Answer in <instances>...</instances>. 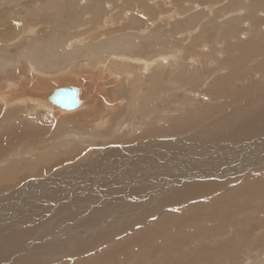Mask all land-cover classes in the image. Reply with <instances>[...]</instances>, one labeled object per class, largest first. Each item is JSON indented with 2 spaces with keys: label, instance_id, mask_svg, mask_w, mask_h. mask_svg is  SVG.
I'll list each match as a JSON object with an SVG mask.
<instances>
[{
  "label": "rangeland",
  "instance_id": "rangeland-1",
  "mask_svg": "<svg viewBox=\"0 0 264 264\" xmlns=\"http://www.w3.org/2000/svg\"><path fill=\"white\" fill-rule=\"evenodd\" d=\"M109 1L114 2L115 10L107 7ZM171 1L179 9L167 12L175 15L170 20L172 26L158 21L142 35L136 25L144 26L147 20L138 8L155 20L159 12L168 10L166 7L154 5L153 0H124L131 8L137 3V12L132 9L126 21L121 0H0V93L19 99L13 104L0 100V230L5 231H0V264H21L25 257L42 258L37 264H264V134L243 141L221 140L214 135L232 129L233 120L243 124V119L249 118L244 111H256L264 105V0H194L202 8L188 6L186 0ZM212 5L216 10L210 16ZM243 8L248 9V17L240 14ZM235 9L238 14L226 18ZM110 19L115 22L109 24ZM251 21L253 26H249ZM32 27L35 31L29 32ZM187 28L195 31H182ZM230 34L235 36L234 42ZM79 38L87 39L68 47ZM217 40L224 44L221 49L213 47ZM206 44L220 53L224 50L222 55L205 56L208 48L202 46ZM123 45L133 46L126 47L132 54L154 59L182 47L185 63L169 61L158 66L139 84L134 78H122L121 82L111 79L101 95L95 90L104 80L91 77L88 68L78 77H59L72 63L76 69L88 61L95 69V55L108 61L110 52L124 51ZM75 46L79 51H73L74 56L70 50ZM116 48L121 49L111 51ZM193 52L201 56H197L199 64L189 60ZM93 54L94 58L90 57ZM27 59L41 65L45 77L37 79L31 74ZM130 63V67L135 66ZM7 80L18 84L14 93L8 92ZM67 85L82 87L81 106L70 113L55 117L53 110L37 107L36 101L27 98ZM111 102L116 105H109ZM147 108L170 124L157 126L156 121H148L151 113ZM166 108L170 110L165 115L168 118L161 115ZM80 113L82 116L75 119L71 116ZM104 116L109 123L103 124ZM139 121L140 125L148 123L147 127ZM147 150L164 167L158 165L157 171L148 175L152 180L137 186L120 190V179L116 185L101 183L103 177L97 179L100 168L89 169L95 171V177L88 176L89 170L80 173L84 166L107 161L116 165L106 171L115 177L122 172L125 160L142 159ZM189 163L196 167L186 178H178L183 173L182 164ZM64 181H80L78 188H85L78 190L85 193L79 201L73 204L68 200L69 204L62 206L69 208L67 215L80 213L74 218H44V212L56 208L48 205L62 200L39 197L35 201L33 194L59 193L61 190L54 187L62 188L59 184ZM213 181L227 183L225 192L219 190L182 205L171 204L165 197L174 189ZM85 182L90 187L83 186ZM63 188L75 189L67 184ZM157 200L165 206L158 208ZM10 216L17 218L15 225L8 221ZM5 223L9 226H1ZM52 226L65 231L64 236ZM39 229L50 232L39 237L18 235L15 244L11 243L16 246L19 242L26 247L24 252L7 248L14 239H9L11 234ZM102 231L108 233L96 239ZM59 237L61 240L56 239ZM62 240L74 249L65 245L67 250L59 247L55 251L51 242ZM48 247L54 248L43 253ZM34 249L41 250L36 254Z\"/></svg>",
  "mask_w": 264,
  "mask_h": 264
},
{
  "label": "bare ground",
  "instance_id": "bare-ground-1",
  "mask_svg": "<svg viewBox=\"0 0 264 264\" xmlns=\"http://www.w3.org/2000/svg\"><path fill=\"white\" fill-rule=\"evenodd\" d=\"M15 1H17V0H15ZM114 1V0H113ZM185 1V0H184ZM240 0H238L237 2H239ZM245 1V0H244ZM121 2H123L125 5L124 6H122L121 7V12H123V14H124V16H125V18H126V21H129V17H130V12L132 13V11H134V10H132V9H135V12H137L136 11V7H135V4H136V6H137V3H135L134 4V7L133 8H131V6L129 5V3H126V2H124V0H121ZM136 2H138V1H136ZM141 2V1H140ZM186 2L188 3L187 5L188 6H190V5H196L198 8H202V5H200V3L199 2H195L194 0H186ZM234 2V1H233ZM246 2V1H245ZM153 3H154V5H161V6H164V7H166L168 10H163V11H166V12H159V14L157 15V19H155V20H151V18H149L150 16H148V14H147V12H146V10H141L140 8H138V13H140V14H142L143 15V17L144 18H146V20H147V22H146V25H136L137 26V28L139 29V30H137V32H139V33H141L142 35L143 34H145L147 31H148V29H149V25H150V27L152 26V25H154V23H156V22H158V21H163V22H167V26L169 27V26H172V23L170 22V20L172 21V20H174L175 19V15H174V13H172V12H170V13H167V12H169V10H172L173 9V11L174 12H177L179 9L175 6L174 7V5H173V3H172V1L171 0H153ZM120 4V3H119ZM233 4V3H232ZM228 5V4H227ZM230 5V4H229ZM226 6V5H225ZM107 7L110 9V10H115V8H114V2H111V1H109L108 3H107ZM228 7V6H227ZM117 9V8H116ZM119 9V8H118ZM143 9V8H142ZM190 9V8H189ZM189 9H187V10H189ZM260 9V8H259ZM258 9V10H259ZM193 10V9H192ZM215 10H216V5H212L211 7H209V12L208 13H210L209 15L210 16H212V15H214V13H215ZM263 10V9H262ZM119 11V10H118ZM190 11H191V9H190ZM237 12V10L235 9L234 10V12H230L229 14H227L226 15V18H228V16L229 15H233L234 13L235 14H238V13H236ZM240 12V14H243V16H244V14L246 13V15H247V13H248V9L247 8H243L241 11H239ZM242 12V13H241ZM250 12V11H249ZM211 13H212V15H211ZM251 13V12H250ZM249 13V14H250ZM182 14V13H181ZM180 14V15H181ZM141 16V15H140ZM249 15H247V17H248ZM142 17V18H143ZM232 18V17H231ZM115 19V18H114ZM236 19V21H237V17L235 18ZM202 20V19H201ZM203 21V20H202ZM107 22L110 24L111 22L113 23V22H115L114 20L112 21L111 19L110 20H107ZM225 22V21H224ZM149 23V24H148ZM226 23V22H225ZM252 24V21H251V23L249 24V26ZM116 25V24H115ZM198 25V24H197ZM242 25V24H241ZM80 26H83V25H80ZM123 26V25H122ZM200 26H201V24H200ZM199 25L197 26V27H199V28H201ZM252 26H253V24H252ZM98 27V26H97ZM100 27H102V28H106L107 26L105 25V24H101L100 25ZM123 28V27H122ZM128 28V27H127ZM250 28H252V27H250ZM200 30V29H199ZM232 30V29H231ZM33 31H35V29H34V27H32L31 29H29V32H33ZM131 31H135V30H133V29H131ZM182 31H186L187 33H193L194 31H195V29H191V28H187L186 30H182ZM198 31V30H197ZM182 33H184V32H182ZM245 33V32H244ZM103 36V35H102ZM134 38V37H133ZM243 38V37H242ZM72 39V38H71ZM85 39H87V38H85ZM85 39H81V38H79V39H77L76 41H72V42H70V43H68L67 45H68V47L69 46H74L75 44H77V43H79V42H84V40ZM230 39H231V42H234L235 41V36H233L232 34H230ZM237 39V38H236ZM89 40V39H88ZM110 40V39H109ZM119 41V40H118ZM123 41V39L121 40L120 39V42H122ZM218 42L217 43H214V46L213 47H220V49L224 46V44L222 43V42H220L219 40H217ZM227 41V40H226ZM74 42H77V43H74ZM126 42V41H125ZM125 42H123V43H125ZM132 42H133V40H132ZM135 42V41H134ZM134 42H133V44H134ZM230 42V41H229ZM85 43V42H84ZM89 43V42H88ZM113 43H114V41H113ZM122 44V43H121ZM128 45V44H127ZM85 46V45H84ZM124 46V45H123ZM131 46V45H130ZM127 46H124V47H122L123 49L122 50H124L123 52L122 51H120V49H118V48H116V49H111V51H120V53L118 52V53H111L110 52V55H109V59H108V61L107 60H104L105 59V57L104 56H102L101 58H98L95 54H93L92 56H90V57H93L94 58V55H95V59H96V61L94 60V66H95V69H92L91 67H89V63H88V61H85L84 62V64H81V65H76L75 66V68L76 69H73L74 68V63H72V64H70V66H69V68L67 69V70H64V68H63V70L64 71H60L61 72V74L59 75V77H63V78H68V77H78V74H84L85 72V69L86 68H88V73L90 74V76L92 77H100L101 79H103L104 81L103 82H101V84H100V86H98V88L95 90V94L96 95H99L102 91H105V90H107L106 88L108 87V85L107 84H109V82H110V80L111 79H113L114 80V82H118V80H119V82H121L122 81V78H125V79H130V78H134L133 80L134 81H136V80H138V84L139 83H143L144 82V78L145 77H149L150 76V72H152V70L153 69H156L158 66H163V64H168V62L170 61L172 64L173 63H175V62H179V63H181L183 60H185V51H184V49L182 48V47H179V48H177V50L174 52V53H170V55L169 56H167V57H159V58H152V56L151 57H147V56H142V55H139V54H132L130 51H128L129 49H132L133 48V46H131L132 48H129V46L127 47V48H129L127 51H126V48ZM204 47V49H205V47L206 48H208L207 49V53H205V56H209V55H211V54H214L215 52H216V54L219 56V55H222V53H223V51L224 50H222V53H220L219 51H215V50H213V48H212V46L211 45H209V44H206V45H204V46H202V48ZM79 48V47H78ZM78 48H76V46L74 47V49L71 51L70 50V54L72 55L73 54V51H74V54H75V52H78L79 51V49ZM84 48H87V47H84ZM71 49V48H70ZM88 50H90V47L88 48ZM202 51H204L203 49H202ZM108 53V52H107ZM73 54V55H74ZM30 55V54H29ZM201 55L203 56V53H201ZM75 56V55H74ZM134 56V57H133ZM197 56L200 58L201 56L200 55H198V54H195L194 52L193 53H190L189 54V60L191 61V62H193V63H195L196 64V62L198 63L199 62V58H197ZM88 60V59H87ZM29 61V64L28 65H30L29 67H30V73L31 74H33V75H35V77L38 79V78H43V77H45V71L42 69V68H40L39 66H41V65H39L38 66V64L37 63H34L32 60H28L27 59V62ZM74 61V60H73ZM114 61H117L118 62V64H116V62H114ZM130 61H133L134 63V65L135 66H133V67H135V68H133V67H130V64H132V63H130ZM205 61V60H204ZM163 62V63H162ZM184 63H185V61H183ZM208 62H210V61H208ZM107 63V64H106ZM92 64H93V62H92ZM97 64V65H96ZM171 64V65H172ZM199 64V63H198ZM209 64V63H208ZM170 65V64H169ZM170 65V66H171ZM201 65V64H200ZM211 65V64H210ZM212 65H213V63H212ZM132 66V65H131ZM42 67V66H41ZM87 70V69H86ZM222 70H224L223 72H227V71H225V69H222ZM84 72V73H83ZM120 73H121V75H120ZM89 74H88V76H89ZM212 76V75H211ZM30 77V76H29ZM33 77V76H32ZM34 77V78H35ZM80 77H82V76H80ZM94 79V78H93ZM74 81V80H73ZM94 81V80H93ZM202 81V80H201ZM208 81V80H207ZM75 82V81H74ZM35 83V82H34ZM38 83V82H37ZM111 83V82H110ZM204 83V82H203ZM16 83L13 81V80H7V85H8V87H7V89H8V92L10 93H14L15 92V86H17L18 84H16ZM32 84V83H31ZM115 84V83H114ZM149 84H150V82H149ZM199 85V84H198ZM19 86H20V83H19ZM67 86H70V85H67ZM77 86V85H76ZM133 86V85H132ZM61 87H66V86H60V87H57V88H55V89H58V88H61ZM72 87H74V86H72ZM27 88V87H26ZM25 88V89H26ZM77 89H78V91H79V99H80V104H79V106L78 107H80L81 106V103H82V98L80 97V93L82 92L81 90L82 89H80V88H82V87H76ZM0 89H1V87H0ZM20 89V88H19ZM23 89V88H22ZM55 89H53V90H55ZM38 90V89H37ZM53 90H51L50 92H48L47 94H42L41 95V93H39V92H37V93H35V95L34 96H29V97H27L28 99H33L34 101H36V105H37V107H45V106H47L48 108H50L51 110H53V111H63V112H69L70 113V111L71 110H64V109H62V108H60V107H58V106H56V105H54V104H52L51 102H50V99H51V97H50V93L53 91ZM23 92H25L24 90H22ZM36 91V90H35ZM81 91V92H80ZM100 91V92H99ZM156 91V90H155ZM188 91V90H187ZM17 92H20V90L19 91H17ZM99 93V94H98ZM0 95H2V93H0ZM8 95L10 96V94H3L2 96H0V100H2V101H4V103L5 104H13L12 102H19V99H17V98H15V97H12V95H11V97H12V99H10L9 97H8ZM101 95V94H100ZM19 96V95H18ZM23 96H25V95H23ZM169 96V95H168ZM95 97H100V96H95ZM114 97V99L116 100L117 98H115V96H113ZM19 98V97H18ZM22 98V97H21ZM24 99H25V97H23ZM109 99H110V97H109ZM86 100V99H85ZM97 100V99H96ZM109 101H111V100H109ZM191 101V100H190ZM94 102V101H93ZM21 103V102H20ZM150 104V103H149ZM94 105V104H93ZM109 105H112V106H114V105H116V103H114V102H111ZM191 105V104H190ZM12 106V105H11ZM77 107V108H78ZM137 107H138V110L140 111V106H139V103L137 104ZM77 108H75V109H73V110H76ZM91 109V108H90ZM109 109V108H108ZM107 109V110H108ZM91 110H93V109H91ZM90 111V110H89ZM88 111V112H89ZM147 112H149L148 111V108H147V110H146ZM163 112V114H161V115H169V113L168 112H170V110L169 109H167L166 108V110L164 111V109L162 110ZM178 111V110H177ZM191 111V110H190ZM87 112V111H86ZM92 112V111H91ZM146 112V113H147ZM161 112V111H160ZM253 112V113H252ZM150 118H148L149 116H148V114H147V116L148 117H146V119L148 118V119H150V120H148V121H151V122H157V126H159L158 124H160V123H164L165 125L167 124V125H169L170 123L168 122V120H166V119H161L160 120V117H158V115L156 116L155 114V112H151L150 111ZM244 113H249V118H244L243 119V124H241V125H239V124H237L236 123V121H232V122H230V124L232 125V129H230V130H228V131H225V132H221V133H219V134H215L214 133V135L215 136H217L218 138H220L221 140H225V139H228V140H232V141H243V140H245V139H249V138H253V137H255L256 135H263L264 134V105L263 106H258L257 108H256V111H244ZM86 114V113H85ZM87 114H89V113H87ZM91 114V113H90ZM56 115H60V113L59 112H55V117H56ZM82 116V113H80V114H76V115H71V116H75L73 119H75L77 116L79 117V116ZM143 115V114H142ZM160 115V116H161ZM110 116V115H109ZM145 116V115H144ZM167 116H165V117H167ZM141 117V116H140ZM72 118V117H71ZM151 118H153V119H151ZM168 118V117H167ZM104 121H103V124H106V123H109V119H108V117L107 116H104ZM140 119V118H139ZM141 121V120H140ZM139 121V125L141 124V122ZM147 121V122H148ZM54 122V121H53ZM102 122V121H101ZM144 123V125H145V128L147 127V124L145 123V122H143ZM143 123H142V125H143ZM95 124V123H94ZM153 124V123H152ZM142 125H140V126H142ZM53 126V125H52ZM153 126V125H152ZM144 129V128H143ZM151 134V133H150ZM149 138V137H148ZM213 138H215V137H213ZM151 140V139H150ZM151 142V145H154L155 144V142L154 141H150ZM147 147H149V146H147ZM146 147V148H147ZM169 147V146H168ZM136 148L137 149H139V150H143V148L144 147H138V146H136ZM145 148V149H146ZM152 148V147H151ZM154 149H156L155 147H154ZM144 152H146L147 154L142 158V159H140L139 157H137L135 160V162H133V161H131V159H130V161L132 162V164L131 163H129L130 161L129 160H125L126 162L125 163H123L122 164V166H123V168H122V172L120 171V173H118V175L117 176H115V177H112V176H109L108 175V172H106V171H108V170H113L115 167H116V165L115 164H112V163H109V162H107V161H105V162H97V163H94V164H92V165H90L88 168L86 167V166H84V170H82V171H80V173L82 174V173H87L88 172V170L89 169H95V171H96V169H99L100 171H101V174L97 177V179H101V177H103L102 178V182L101 183H104V184H110L111 182H114L115 183V185H116V180H119L118 182L120 183V184H117L118 186H120V190H121V188H123V189H126L127 187H129L130 185H139V184H141L142 182H144V181H146V180H148V179H150V176H148L149 174H151V175H153L156 171H157V166L158 165H161V167H164L161 163H162V161H160L159 159H158V157H156L155 155H153V154H149V151L147 150V151H144ZM261 154V153H260ZM234 155V154H233ZM127 157V156H126ZM242 157V156H241ZM116 158V157H115ZM129 158V157H128ZM162 158V157H161ZM216 158V157H215ZM239 160H240V158H239ZM3 161V160H2ZM129 161V162H128ZM165 162V161H164ZM163 162V163H164ZM238 162V161H237ZM221 163V162H220ZM173 164V163H172ZM87 165H89V164H87ZM102 165V166H101ZM185 164H182V166H181V168H182V170H183V173L181 174V176H179V175H177V177L178 178H181V179H184V178H186V174H188V173H190V170H191V168H194V167H196V166H194L195 164L193 163H189V164H187L186 166H184ZM174 166V165H173ZM222 166H224V165H222ZM237 166V165H236ZM190 168V169H189ZM222 168V167H221ZM78 169V168H77ZM81 169V168H80ZM159 169H160V167H159ZM158 169V170H159ZM189 169V170H188ZM90 171V170H89ZM95 171L93 170V171H90V172H88V176L89 177H92V176H97V174H94L95 173ZM215 171V170H214ZM216 171H218L217 169H216ZM258 171V170H257ZM72 172V171H71ZM212 172V171H211ZM223 172V171H222ZM227 172V171H226ZM73 173V172H72ZM99 174V173H98ZM158 174V173H157ZM172 174V173H171ZM222 174H224V172L222 173ZM248 174V173H247ZM74 175V174H73ZM123 175H129V176H134V179H124V178H127V177H124ZM156 175V174H155ZM203 175V174H202ZM174 176V175H173ZM195 176V175H194ZM191 177V176H190ZM200 177V176H199ZM249 177V176H248ZM72 178V177H71ZM131 178V177H130ZM238 178V177H237ZM245 178H247V176L246 177H244V178H242L241 180H243V179H245ZM62 179V178H61ZM169 179V178H168ZM75 180V179H74ZM150 180H152V179H150ZM154 180H156V179H154ZM71 181H72V179H71ZM86 181V180H85ZM76 182H78V183H76ZM100 182V181H99ZM13 183H15L14 182V180H13ZM59 183V182H58ZM80 181H74V182H72V184H68V183H66L65 181L63 182V184H59V185H62V188H60L59 186H55L54 188H56V189H60L61 190V192H59V193H54V192H44V193H41V192H38V194H33V196H32V199L33 200H35V201H37L36 199L37 198H43V197H46V198H52V200L53 199H55V200H57V199H61L62 200V202H60L59 204L58 203H54V205H48L49 206V208L50 207H52V206H55L56 208H51V210L49 211V210H47L46 212H44V218H68V217H70V216H72L71 214H69V215H67V212H68V210H69V208H63L62 206H65V205H68L67 203H66V201H68L69 200V202L71 203V202H73V204H75V202H74V200L75 201H79V199H80V197L81 196H83V195H85V193H78V190H80V189H82V190H84L85 188H82V187H80V188H78V186L80 185ZM151 183V182H150ZM66 184H67V187L69 186V185H72V187H74L75 189L74 190H68V188H63V186H66ZM86 184V185H85ZM85 184H82L83 186H89L90 187V185H87V183L85 182ZM96 184V183H95ZM174 184V183H173ZM227 183H224V182H217V181H213V182H210V183H196V184H189V185H186L184 188H181V189H179V190H176V189H174L173 191H171L172 193L171 194H169L168 196H165L166 198H167V201L168 202H170V201H172L171 202V204H180V205H182L183 203H185L186 201H189V200H193V199H196V198H199V197H201V196H207V195H209V194H214L215 195V193L218 191L219 192V190H223V189H225V188H227V185H226ZM30 185V184H29ZM28 185V186H29ZM129 185V186H128ZM93 186H96V185H93ZM162 186V185H161ZM160 186V187H161ZM4 187V186H3ZM59 187V188H58ZM156 187V186H155ZM246 187V186H245ZM162 188V187H161ZM160 188V189H161ZM33 189V188H32ZM70 189V188H69ZM119 189V188H118ZM160 189H158V190H160ZM87 190V189H86ZM32 191V190H31ZM224 191V190H223ZM30 192V191H29ZM225 192V191H224ZM24 196V195H23ZM31 197V196H30ZM107 197V196H106ZM164 197V196H163ZM63 198H64V200H63ZM216 198V197H215ZM23 199V198H22ZM105 200V199H104ZM155 199H151V201L152 202H155L154 201ZM150 201V200H149ZM48 202H50V201H48ZM149 204H150V202H148ZM141 204V203H140ZM155 204V203H154ZM156 204H158V205H156ZM156 206H159L158 208H160V207H162V206H165L164 205V203L163 202H161V201H159V200H157L156 201ZM6 207V206H5ZM60 210H62V214L60 215V216H58V214H60L59 213V211ZM128 210V209H127ZM42 211L43 210H40V214L42 213ZM117 211V210H116ZM74 212V211H73ZM54 213V214H53ZM77 213H80V211H75V215H73L72 217L74 218L75 216H77ZM149 213V212H148ZM147 213V214H148ZM82 214V213H81ZM83 215V214H82ZM85 216H87V215H85ZM11 218H9L8 219V221L11 219V220H13V223H10L11 225H13L14 224V222L17 220V218H14V217H12V216H10ZM2 218V217H1ZM4 219V218H3ZM89 219V218H88ZM5 220V219H4ZM15 220V221H14ZM7 221V220H6ZM7 221V222H8ZM12 222V221H11ZM0 223H3V222H1L0 221ZM10 225V226H11ZM15 225V224H14ZM1 226H9V223H5V224H2ZM34 226V225H33ZM31 228V227H30ZM29 228V229H30ZM33 228V227H32ZM50 228H53V229H59V233H62V235L64 236V234H65V231H63V230H61L60 228H56V227H50ZM4 229V228H3ZM103 229V228H102ZM30 230H32V229H30ZM0 231H4V230H0ZM5 232V231H4ZM48 232H50L48 229H39V230H37L36 232H16V233H13V234H11L10 235V238L9 239H12L13 237H14V239H12V241H10L9 243H8V245H7V248H13L14 250L15 249H17V248H21L22 250H23V252L26 250L25 248L26 247H24V246H20L21 244L18 242V244L16 245V246H11L12 244V242L15 244V239L18 237V235H26V236H30V234H34V237H37L39 234H45V233H48ZM108 232L107 231H102L101 233H98L97 235H96V239H102L106 234H107ZM51 234H52V232H51ZM40 236V235H39ZM38 236V237H39ZM44 237V236H43ZM43 237H41V238H43ZM138 237V236H137ZM33 238V237H32ZM37 239V238H36ZM38 239H40V238H38ZM49 239V238H48ZM56 239H60L61 240V237H59V238H56ZM24 242H25V239H24ZM43 242H45V244H46V241H43ZM49 242V241H48ZM27 243V242H26ZM52 243V245L53 246H55V251H57V249L59 248V247H62V250H67L66 249V247H64L65 245H68V244H66V243H64V240H62V241H56V242H51ZM58 243L61 245V246H58ZM31 244V243H30ZM44 244V243H43ZM77 245H79L78 243H77ZM28 246L29 245H27V250L29 251V248H28ZM69 247V250L70 249H74V247L72 248L71 246L72 245H68ZM15 247V248H14ZM36 247V246H35ZM31 248V247H30ZM38 248H39V245H38ZM43 248H44V246H43ZM54 247H48L46 250H44V249H42V252L43 253H45V251H47V250H49V249H53ZM10 250V249H9ZM34 250H36V249H34ZM41 249H37L35 252H36V254L38 253V251H40ZM83 250V249H82ZM6 251H8L7 249H6ZM5 251V252H6ZM11 252V251H10ZM22 252V251H21ZM20 252V253H21ZM34 252V253H35ZM49 252V251H48ZM73 252V251H72ZM43 253H41V254H43ZM66 253V252H65ZM80 253V252H79ZM5 254V253H4ZM11 254V253H10ZM26 254V253H25ZM56 254V253H55ZM12 255H13V253H12ZM6 256V255H5ZM75 256V255H74ZM73 256V257H74ZM91 255H89L88 257H90ZM2 257H4V256H2ZM8 256H6V258H7ZM20 258V257H19ZM12 259V258H11ZM35 258L33 257V259L30 257H25L24 258V261L21 263V264H37L38 262H40V260L42 259H40V257L39 258H37V259H35ZM45 259V258H44ZM20 261H21V258L19 259ZM11 261V260H10ZM2 262V261H1ZM3 263V262H2ZM14 263V262H13ZM41 263V262H40ZM9 264V263H8ZM43 264V263H42ZM59 264V263H58Z\"/></svg>",
  "mask_w": 264,
  "mask_h": 264
},
{
  "label": "water",
  "instance_id": "water-1",
  "mask_svg": "<svg viewBox=\"0 0 264 264\" xmlns=\"http://www.w3.org/2000/svg\"><path fill=\"white\" fill-rule=\"evenodd\" d=\"M50 102L64 110H73L80 104L79 91L76 87L66 86L50 93Z\"/></svg>",
  "mask_w": 264,
  "mask_h": 264
},
{
  "label": "crops",
  "instance_id": "crops-1",
  "mask_svg": "<svg viewBox=\"0 0 264 264\" xmlns=\"http://www.w3.org/2000/svg\"><path fill=\"white\" fill-rule=\"evenodd\" d=\"M54 112H59L60 113V115H62L63 113H69V112H63V111H54Z\"/></svg>",
  "mask_w": 264,
  "mask_h": 264
}]
</instances>
